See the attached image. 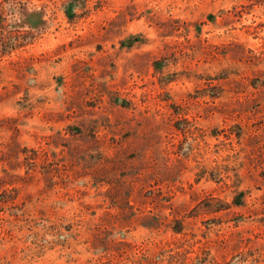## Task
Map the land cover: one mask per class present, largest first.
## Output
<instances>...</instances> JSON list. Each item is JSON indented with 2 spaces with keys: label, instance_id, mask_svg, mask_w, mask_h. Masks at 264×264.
Returning <instances> with one entry per match:
<instances>
[{
  "label": "rangeland",
  "instance_id": "374dc122",
  "mask_svg": "<svg viewBox=\"0 0 264 264\" xmlns=\"http://www.w3.org/2000/svg\"><path fill=\"white\" fill-rule=\"evenodd\" d=\"M0 264H264V0H0Z\"/></svg>",
  "mask_w": 264,
  "mask_h": 264
}]
</instances>
